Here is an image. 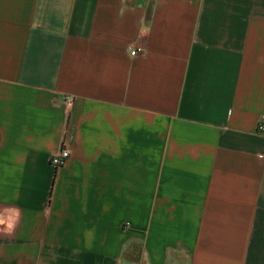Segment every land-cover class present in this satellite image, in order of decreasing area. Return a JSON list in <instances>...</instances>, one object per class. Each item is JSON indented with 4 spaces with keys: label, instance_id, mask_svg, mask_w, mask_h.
Listing matches in <instances>:
<instances>
[{
    "label": "crops",
    "instance_id": "0c3cea01",
    "mask_svg": "<svg viewBox=\"0 0 264 264\" xmlns=\"http://www.w3.org/2000/svg\"><path fill=\"white\" fill-rule=\"evenodd\" d=\"M260 114L264 0H0V264H264Z\"/></svg>",
    "mask_w": 264,
    "mask_h": 264
},
{
    "label": "built area",
    "instance_id": "2783aa9c",
    "mask_svg": "<svg viewBox=\"0 0 264 264\" xmlns=\"http://www.w3.org/2000/svg\"><path fill=\"white\" fill-rule=\"evenodd\" d=\"M128 52L130 57H135L142 54L143 49L141 47L129 46ZM70 103L68 101H64L62 105V112L67 113L69 110ZM257 132L262 134L264 133V114H260L257 121ZM69 156L68 151L61 147L57 152L49 156L48 164L53 169L61 167ZM258 158L264 162V155H258Z\"/></svg>",
    "mask_w": 264,
    "mask_h": 264
}]
</instances>
